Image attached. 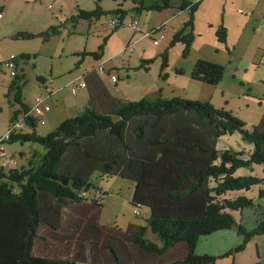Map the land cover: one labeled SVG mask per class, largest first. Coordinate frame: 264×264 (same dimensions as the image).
Wrapping results in <instances>:
<instances>
[{
  "label": "trees",
  "instance_id": "1",
  "mask_svg": "<svg viewBox=\"0 0 264 264\" xmlns=\"http://www.w3.org/2000/svg\"><path fill=\"white\" fill-rule=\"evenodd\" d=\"M102 1L92 11L79 10L77 16L60 27L39 35L21 33L14 38L48 42L68 23L75 26L79 20L100 21L105 16L119 17L122 23L112 31L113 35L123 28L129 12L105 11ZM146 2L136 3L133 12L171 8L189 11L184 27L162 54V74L169 67V53L177 44L185 46L184 59L190 56L201 0ZM109 38H104L97 52L84 51L77 56L82 60H101ZM217 38L221 43L227 42L224 25L219 27ZM20 59L30 56L22 55ZM153 63V59L144 60L133 70L148 72ZM225 72L224 66L199 59L191 78L216 86ZM26 84V76L20 74L9 85L8 94L13 92L15 103L20 106L13 113L11 124L32 109L23 102L22 87ZM105 92L101 89L98 94L100 105L90 96L81 114L64 121L47 136L37 133L40 124L33 117L25 119L24 126V130L29 126L31 133L23 130L13 136L10 144H39L45 154L34 153L27 167L0 169V264H216L233 252L219 258L198 256L200 239L237 228L243 236V243L235 250L237 254L254 237L264 236V217L247 230L234 216L255 208L254 199L231 197L264 183L257 177L236 176L241 169L264 166V117L249 130L232 112L217 109L210 102L164 98L161 93L155 99L116 101L111 113L102 98ZM236 133L253 145L247 159L244 152L218 150L221 138ZM96 174L135 184L132 204H140L141 210L149 209L146 226L130 225L123 231L100 223L103 202L88 197L91 191H100L92 182ZM259 198L264 200V190L259 191ZM149 232L158 237L159 243L147 238ZM39 243L45 256L36 253ZM173 254H181V258L173 260Z\"/></svg>",
  "mask_w": 264,
  "mask_h": 264
},
{
  "label": "rangeland",
  "instance_id": "2",
  "mask_svg": "<svg viewBox=\"0 0 264 264\" xmlns=\"http://www.w3.org/2000/svg\"><path fill=\"white\" fill-rule=\"evenodd\" d=\"M42 1L44 3L39 2V4H35L32 0H0V136H3L7 132L11 123L13 111L20 107L15 103L14 93L12 92L10 95L8 94L9 85L13 79L10 77V72L4 67V63L11 60L14 61L18 68V74H24L26 76L27 84L22 87L23 102L29 107H33L35 99L38 96H44V85L39 79L40 76L50 78V69L52 68V65H55L56 70H61V67L58 66L59 59H52L55 58L53 57V54L56 53V50H58L57 48L63 46L67 52L75 50L76 48L81 52L84 50H87L88 52L97 51L99 45L98 37L105 34V29H110L109 22L114 18L112 16H105L99 22L94 21L92 26L93 31H91V33H88L91 28L89 25L90 22L88 21L78 22V33L71 27V25H74L68 23L63 30V32L67 30L64 32L65 35L63 37L54 38L50 43L46 44L39 39H15L14 37L21 33L31 34L36 27L41 26L42 28H45V20H50V22L53 19L55 20L54 14H56V8L53 0ZM78 1L84 9H95L99 0ZM127 2H129V0H127ZM106 3L103 4L101 2L100 5L103 6L106 4V9L114 7L113 0H109V2ZM122 3L125 4V1L123 0ZM52 5L55 8L53 10L49 9V6ZM129 6L130 4H126L125 6V9L129 12L127 23H125L124 27L117 32L118 35L113 39V42L110 45L108 56H112L114 50L122 39H130L132 36V32L128 29V24L134 21L133 18L135 15H133L132 11L128 9ZM73 9H75L74 0H64L63 14H66L65 16L69 17L70 15L68 14H70ZM59 15L61 17L64 16L62 14ZM70 18L71 17L68 19ZM185 18H189V12L185 14ZM95 24H98L99 26L98 32L96 33L94 32ZM69 31L72 33L71 35H74L75 33L78 34V39L75 38L72 41H69ZM248 32H250L252 36L255 35L253 36L255 39L251 41L254 47L251 49L248 47L241 48L233 59L229 58L227 51L222 50L221 55L217 53V49L212 46L215 42V40L212 39V36V40H207L209 46L213 48L212 53L218 55L217 57L219 59L203 60L220 64L226 68L223 80L216 86H211L199 81L196 82L203 84L206 88L201 86V89V87L197 85L190 86V81L192 80L190 72L199 60L197 58V51H194L192 55L190 54L191 56L184 59L183 54L179 53V49L175 51L171 49V53H173L170 59L171 67L186 70V76H176L172 74V79L169 83H176L178 85L177 88L168 87L163 82L165 80L167 81L168 78L165 77V75H167V69L161 74V65L163 63L162 55L155 60L153 59L154 63L150 65L151 72L145 75V78L149 80L150 85H164L166 95H168L169 91H173L172 94L176 97L188 96L190 100L193 99L200 102H210L217 109H224L232 112L234 116L247 124L249 130H252L260 124L264 117V22L261 20H255L250 24ZM145 40L146 41L143 45H141L142 50L138 45H134L133 53L118 55L119 57L115 56L110 60H112L113 64L116 66L127 67L128 72L136 76L137 74H135L133 69H129V66L134 67L140 63L139 59H136L137 54L144 51L153 54V58H155L156 55L159 54V50H162L163 48V44L161 48H156L153 45L152 39L146 38ZM101 42L102 41H100V43ZM220 45H222V43ZM258 47H261V49L257 50ZM134 51L136 52L134 53ZM22 55H28L30 56V59L22 60L20 59ZM62 59H64L63 61H65V63L68 62L65 60L66 57ZM122 74L127 78V73L125 71H123ZM159 75H163V77H160L159 79ZM136 80L137 79H134V82L132 83L139 86L141 81ZM126 83L127 84L119 83L118 88L112 89H114L115 92H120L121 89L127 85V91L133 92V90L130 89L132 83ZM187 84H189V91ZM108 85L110 88L111 86L113 87L111 82H109ZM80 91L82 90L78 89V100L81 96ZM59 96L60 98L56 107H53V104L51 103L53 112L57 108V111L64 110L65 106L71 104L74 101L73 99L76 98V96L71 95L70 89L67 87ZM132 100L138 101L137 99ZM80 102L81 101H79V103ZM65 114L68 113L65 112ZM45 121V126L38 125L36 129L37 133L41 136H47L57 130V127H53V124L48 121L47 117ZM27 130L31 131V128L26 126L24 132ZM218 150L221 153L225 151L236 153L244 152L246 154L245 158L247 159L253 150V145L243 141L242 136L236 133L221 138L218 143ZM8 151L16 157L19 167H27V160L31 159L34 153L45 154V149L42 146L29 142H16L10 144ZM20 152L25 154L24 157H21ZM236 176H253L264 179V166H253L252 168L241 169L237 172ZM92 182L95 187L97 186L100 188V191L95 189L88 194V197L102 200L104 205L100 218V223L102 225L112 228L117 226L123 231H126L130 225H147L149 210L146 207L142 208L139 217L134 214L132 197L134 198L135 194V184L132 181L124 180L119 177H102L99 174H96L93 177ZM260 190H264V183L260 186L254 187L250 192H238L231 196H247L250 199H254L255 208L246 209L241 213L234 214L238 223L247 230H252L258 221L264 217V200L259 198ZM248 213L253 214L251 219L248 218ZM147 238L153 242L159 243L158 237L150 232L148 233ZM242 243L243 236L239 235L237 228H233L200 239L196 247V254L198 256L209 255L219 258L225 256V254L233 252L232 256L219 259L216 264H264V236L254 237L243 252L236 254L235 250ZM36 253L41 256L46 255L43 246L40 243L37 245ZM172 258L173 260H179L181 254H173ZM51 262L53 261H49V264H56V262Z\"/></svg>",
  "mask_w": 264,
  "mask_h": 264
},
{
  "label": "crops",
  "instance_id": "3",
  "mask_svg": "<svg viewBox=\"0 0 264 264\" xmlns=\"http://www.w3.org/2000/svg\"><path fill=\"white\" fill-rule=\"evenodd\" d=\"M49 1V0H48ZM123 0H113L114 2V7L111 9H106L105 5L107 4L106 2H109V0H103L102 3H106L105 5L101 6L103 10L105 11H114L117 9H122L123 11H127L125 9L126 4H130L129 8L132 11V14L135 15L133 18L134 21L130 22L128 24L129 30L132 32V36L130 39H122L116 49L114 50L112 56H108L109 54V48L110 45L113 42V39H115L118 35V33H115L111 35V31L114 29L111 28L110 24V29H105V34L98 37L99 40V45L98 49L103 43L104 38L109 37V41L106 44L105 51L103 54V57L101 60L97 61L92 57H86L83 60L79 58L77 55L79 53H82L81 51H78V48L75 50H71L70 52H67L66 49L62 47L57 48L56 53L53 54L52 59H59V65L61 67V70H56L55 65H52V68L50 69L51 76L50 78H45L43 76H40V81L44 85V96L47 95V88H50L52 90V94L48 95L47 97V103L51 106V103L53 104V107H56L60 94L63 90H66V87L70 89V93L72 96H76L74 101L65 106L64 110L57 111L58 108L53 112L49 113L46 115L48 118V121L53 124V127H59L64 121L76 117L79 114H81L90 99V96H92L97 102L98 105L99 103V97L100 95L99 92L101 89H105V94L102 96L106 100V105L109 106V111L112 113L115 108H116V101H133L132 99H137L138 101L144 99V98H151L155 99L158 97V95L161 93L164 98H172L176 97L172 94L173 91H169L168 95L165 94V88L164 85H150L149 80L145 78V75L151 72V68L149 71L145 70H140V71H135L136 76L133 74H130L128 72V68L125 66H116L113 64V61L110 59H113L115 56H120L124 55L128 52H125L126 48L128 47L129 44H131V47L134 49V45H138L139 48L142 50L141 45L146 41L145 39H151L146 37L145 35L152 33V40H153V45H154V40H157L161 35H165L166 40L161 43L160 46H155L156 48H161L163 44L162 50H159V54L156 55L155 58L153 54H149L147 52H139L137 54L136 59H139L140 63L137 64L134 67L129 66V69H136L137 67L140 66L141 62L144 60H151V59H156L160 55L164 53V50H166L170 43L173 41L174 36L184 27L185 23L187 22L188 19L185 18V14L189 11H182L179 8H171L164 10L162 12H141L140 14H137L133 12V9L136 7V3L141 2L142 0H127L125 1V4L122 3ZM145 1V0H144ZM149 0H147L146 3ZM191 2L195 3L197 0H190ZM35 4H39V2L44 3L42 0L37 2L33 1ZM53 3L56 8V14H54L55 20L53 19L51 22L50 20H45L44 25L45 28L36 27L31 34L34 35H39L42 34L48 30H50L52 27H60L62 24L68 20L69 17L77 16L79 10H85V11H92L94 9H84L82 8L80 2L78 0H74L75 4V9H73L69 17L65 16L63 14V8H64V0H53ZM54 6H49V9L53 10L55 9ZM59 14H62L64 16H60ZM128 16L124 19L123 21V27L125 23H127ZM255 20L257 21H263L264 22V0H201L200 7L198 9V12L196 13V18H195V23H194V32L196 35L195 42L193 43L192 46V53L194 51H197V58L198 59H219L217 56L213 54V48L209 46V43H207V40H212L214 39L215 42L212 45L217 49V53L221 55V51H227L229 54V58L233 59L234 56L237 55L238 51L243 48V47H248L251 49L254 47V45L251 43L253 39H255L251 35L249 31V26L252 22ZM79 21H85V20H79ZM78 21V22H79ZM111 21V20H110ZM138 21L139 22V32H135L132 30L131 25L133 22ZM87 22V21H86ZM93 22H90V29L88 33H91L93 31ZM99 22V21H96ZM224 25L227 29V34H228V39L227 42L224 44L221 42L219 43L217 38H216V31L217 29L221 26ZM67 26V25H66ZM65 26V28H66ZM95 30L94 32H98V24H95ZM73 30L78 33V23L75 26H72ZM160 27H163L162 30L158 31ZM65 28L60 29V34L57 36L52 37L48 42L50 43L51 40L57 37H63L65 35ZM93 32V33H94ZM111 32V33H110ZM256 32V31H254ZM69 31V41H72L73 39L77 38L78 39V34L71 35ZM212 36V39H211ZM104 37V38H103ZM102 38V39H100ZM155 38V39H154ZM89 40V39H88ZM87 40V41H88ZM217 40V41H216ZM65 41V40H63ZM100 41H102L100 43ZM219 43V44H218ZM179 49V53L183 54V51L185 49V46L183 44H177L174 46L172 49L173 51ZM261 47H258L257 50H260ZM171 50V51H172ZM87 53H93L97 51H91L88 52L87 50H84ZM83 51V52H84ZM169 55V67L167 68V81H163L165 85L168 87H174L177 88V84H170V80L172 79V74L176 76H186V70L184 69H179L176 67H171L170 65V59L171 53ZM136 51H134L135 53ZM202 52V54H201ZM131 54V53H130ZM225 54V53H224ZM190 55V56H191ZM209 55V56H208ZM118 56V57H119ZM66 57V62L63 61L64 58ZM130 58V57H129ZM132 59V58H131ZM227 59V58H226ZM70 60V61H69ZM83 61L82 64H79L80 61ZM54 61V60H53ZM70 62V63H69ZM91 62V63H90ZM69 63V64H68ZM103 65L105 67V72L101 73L98 68L99 66ZM151 67V66H149ZM123 71H125L127 74V78H125V75L122 74ZM192 72V71H191ZM190 72V75H191ZM116 75L118 76V82H112L111 81V76ZM85 78H86V87L85 88H79L82 91H80L81 96L78 100V90L76 94L72 93V90L78 83L84 82L85 83ZM106 78V79H105ZM134 79H137L136 81H141L139 86H136L134 83ZM160 79V75H159ZM192 79V78H191ZM111 82L113 87H109L108 83ZM132 83L130 89L133 90V92L127 91V85L124 86L121 91L115 92L114 89L112 88H118L119 83L121 84H127ZM162 84V81H161ZM188 85V91H189V84ZM192 85H197V86H203V84H200L196 82L195 80L190 81V86ZM203 88H206L203 86ZM202 89V87H201ZM117 90V89H115ZM123 93V94H122ZM122 95V96H121ZM188 95V94H187ZM185 99H190L188 96H179ZM193 100V99H191ZM79 101H81L79 103ZM20 110L19 108H16L15 111ZM68 113V114H65ZM68 115V116H66ZM46 117L44 119H46ZM11 124V123H10ZM10 126V125H9ZM32 131L27 130L26 133H31ZM21 157H24V153L20 152ZM29 161V160H27ZM28 164V163H27ZM24 167V166H23ZM133 199V197H132ZM104 208V205H103ZM149 210V209H148ZM150 215V211H149ZM148 215V217H149ZM147 217V218H148ZM253 214L248 213V218H252Z\"/></svg>",
  "mask_w": 264,
  "mask_h": 264
},
{
  "label": "built area",
  "instance_id": "4",
  "mask_svg": "<svg viewBox=\"0 0 264 264\" xmlns=\"http://www.w3.org/2000/svg\"><path fill=\"white\" fill-rule=\"evenodd\" d=\"M198 1L200 0H197V2ZM109 24L111 28L113 29L122 26V23L119 17H114L109 22ZM131 28L135 32H139V22L138 21L133 22V24L131 25ZM162 29L163 27H160L158 31ZM145 36L152 39L153 34L149 33ZM165 40H166L165 35H161L157 40H154V45L160 46L161 43H163ZM125 52L133 53V48L131 47V44L128 45ZM4 67L10 72V77L12 79L16 78L19 75L17 65L14 61L11 60V61L5 62ZM98 70L101 73H104L105 67L101 65L99 66ZM111 81L115 83L118 82V76L116 75L111 76ZM85 87H86L85 83L80 82L78 83V85H76V87H74V89L72 90V93L76 94L79 88H85ZM51 94H52V90L50 88H47V95L38 96L35 99V102H34V105L31 111L27 115H25V117L23 115L22 116L23 118L20 121L10 124L7 132L3 136H0V169H11V168L15 169L18 167V161L14 157V155L9 153L8 146L10 142L12 141L13 136L22 134L24 130V126L26 125L25 119H27L28 117H33L42 126L45 125L44 117L52 111V107L47 103V97L48 95H51ZM140 210H141V205L140 204L135 205L134 214L136 216L140 215Z\"/></svg>",
  "mask_w": 264,
  "mask_h": 264
}]
</instances>
